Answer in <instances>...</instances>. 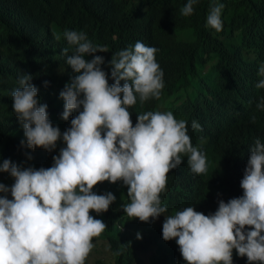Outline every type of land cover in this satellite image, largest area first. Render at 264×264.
I'll return each mask as SVG.
<instances>
[{
	"label": "clouds",
	"instance_id": "1",
	"mask_svg": "<svg viewBox=\"0 0 264 264\" xmlns=\"http://www.w3.org/2000/svg\"><path fill=\"white\" fill-rule=\"evenodd\" d=\"M196 3L187 0L181 14L192 15ZM141 4L135 0L137 35L109 61L95 55L107 50L85 33L64 31L75 50L63 49L68 54L50 87L51 110L63 111L66 121L60 129L49 120L47 105L40 104L31 76L19 79L12 107L27 147L52 151L46 162L54 163L39 170L7 159L0 164V172L15 178L10 189L0 183V193L10 191L13 197L0 196V264H85L93 238L106 230L116 241H128L133 227L143 231L138 239H175L187 264H264L259 125L232 104L192 112L200 106H191L183 118L164 108L147 110L163 96L168 75L156 61L159 48L145 38L142 26L149 18L140 16ZM223 8L211 0L205 27L222 30ZM251 38L245 34L240 42ZM172 49L187 56L179 46ZM258 75L264 78V62ZM255 87L259 114L264 79ZM182 173L198 181L204 177L209 193L200 203L173 209L177 205L166 203L164 194ZM153 223L158 235L146 227Z\"/></svg>",
	"mask_w": 264,
	"mask_h": 264
},
{
	"label": "trees",
	"instance_id": "2",
	"mask_svg": "<svg viewBox=\"0 0 264 264\" xmlns=\"http://www.w3.org/2000/svg\"><path fill=\"white\" fill-rule=\"evenodd\" d=\"M141 1L140 16L149 18L142 26L145 38L159 48L161 62L155 58L168 75L163 96L147 110L164 108L183 118L191 106H200L191 107L192 112L232 104L255 117L259 125L256 136L264 140L260 121L264 120V111L258 114L254 99L255 85L264 79L258 75L264 62V0H216L224 4L223 28L219 32L205 27L211 0H197L190 16L181 14L187 0ZM134 9L135 0H0V164L7 159L22 169L53 166L54 160L46 162L52 151L27 147L22 123L12 107V92L19 87L22 76L30 75L40 104L47 105L49 120L60 129L66 121L61 118L63 111L54 114L51 110L50 87L53 74L62 69V58L75 50L64 38V31L85 33L95 46L107 50L95 55L109 61L115 51L130 44L137 35ZM249 33L251 40L240 42V37ZM176 46L183 48L187 56L172 49ZM65 48L67 53L63 52ZM211 172L209 167L206 176ZM229 173L234 176L235 170ZM204 179L198 181L186 173L174 175L164 194L165 202L176 204L173 209L188 201L202 202L209 193L201 182ZM0 183L10 189L15 178L0 172ZM5 195L13 199L10 191L0 193ZM216 195L214 190L211 196ZM164 221L165 217L159 228ZM154 225L146 227L158 235ZM246 230L251 229L246 226ZM104 232L93 238L95 247L85 264H187L175 239L165 241L155 235L138 239L137 234L143 231L135 227L130 228L128 241H116Z\"/></svg>",
	"mask_w": 264,
	"mask_h": 264
}]
</instances>
